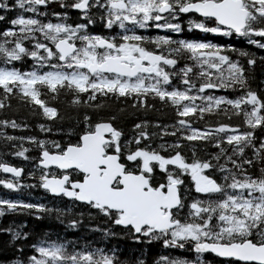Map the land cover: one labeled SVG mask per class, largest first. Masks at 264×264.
<instances>
[{
    "label": "snow or ice",
    "instance_id": "obj_1",
    "mask_svg": "<svg viewBox=\"0 0 264 264\" xmlns=\"http://www.w3.org/2000/svg\"><path fill=\"white\" fill-rule=\"evenodd\" d=\"M0 10L14 13L0 15V110L15 100L38 112L50 122L37 125L44 133L56 121L73 122L55 129L61 142L9 135L6 128L28 124L0 119V137L19 142L12 156L30 159L25 142L38 149L26 174L35 183H22L23 166L0 162L10 174L0 186L39 187L84 209L0 197V216L55 213L67 229L100 235L42 232L28 242L26 223L9 225L0 228L8 236L0 264H148L147 248L120 258L112 242L125 238L194 254L158 255L151 264H213L206 255L264 264V87L251 84L257 62L264 64L257 54L264 53V0H0ZM233 36L247 47L221 42ZM112 99L130 104L101 116ZM153 101L171 110L173 123L138 119L124 138L116 113H159ZM165 136L172 142L152 146ZM96 216L103 227L91 223Z\"/></svg>",
    "mask_w": 264,
    "mask_h": 264
},
{
    "label": "trees",
    "instance_id": "obj_2",
    "mask_svg": "<svg viewBox=\"0 0 264 264\" xmlns=\"http://www.w3.org/2000/svg\"><path fill=\"white\" fill-rule=\"evenodd\" d=\"M10 2V0H9ZM0 15H5L6 17H12L14 15L11 11H4L0 10ZM78 11L77 10H71L70 16L73 20H76L78 17ZM6 24V21L0 22V28H3ZM93 30H99V28H94ZM211 38V37H209ZM221 42H229L235 44L236 47H247L242 39L238 37H223L221 38ZM252 51H256L255 46L251 47ZM258 55H264V53H257ZM27 63H31V61H28ZM253 80L251 82L252 87L254 88H262L264 85L261 84V80H264V64H261L259 61L257 62L256 66L253 69ZM219 94V93H218ZM228 95H231V93H227ZM12 108L10 109H4L0 110V119H16L18 123H27L28 128L24 129H11L6 128L4 131L13 136H37L38 138H47V139H54L63 141L64 134L57 133L55 129L57 127L64 129L65 131L69 127H73V122H69L68 120L64 121H56L55 123H51L52 132L51 133H44L37 128L38 124H50L49 121H47L43 116L39 115L37 112L36 114H32L26 107L22 105H18L15 100L11 101ZM106 103L110 105L111 107L106 110H102L100 112V115L103 117H107L110 115H113L115 113V109L117 107L126 106L130 104V101L125 100L123 102V105H121L118 101L115 99L107 100ZM156 108L160 109V112L157 113L156 111H150L147 114L141 113L139 111L126 108L125 113L117 115V120H115L114 126L118 127L122 130L124 133V138H127L128 136H131L133 134L132 125L137 122L138 119H147L150 122L152 121H159L160 124H172L174 120L173 113L171 110L167 107H162L159 101H153ZM58 107H63V105H57ZM68 113H71V110H68ZM131 113V115L129 114ZM90 115L95 116L94 113H90ZM234 123L239 122L237 120H233ZM195 126H202L200 122H196ZM83 125L79 124L74 127L73 134L69 136V139L75 140V132L79 131L80 128H82ZM170 130V129H169ZM149 132L152 131H159V129H153L149 127ZM261 133L259 129L257 130L256 135L259 136ZM172 137L165 136L161 139H154L152 141V146L155 147L157 143L160 142H172ZM16 143L17 145L19 142H6L4 141L3 137H0V162H7L16 166H23L24 168V174L22 176V183L24 184H33L36 181L33 178L27 177V172L32 169V165L35 163L32 157H36L38 155V149H36L34 146L28 144L25 142V147L29 148V152L26 153L30 157L29 160H24L23 158L12 156L10 153L11 151L15 150L12 148V144ZM211 148H207V150H210ZM199 151V149H197ZM0 197L2 198H9V199H16L21 198L25 200H29L31 202H36L39 200V202L46 203L49 207L52 208H72L73 212L77 211H83L81 205L79 204H73L71 201H69L67 198H59L54 197L51 194L46 193L43 189L37 187V188H21L18 191L9 190L4 188L3 186H0ZM103 217L102 216H96L95 219L92 220V224H100L101 227H103ZM20 223H26V227L23 229L24 231H31L33 232V236L30 238L28 242H33L35 240V237L42 232H50L51 238L56 239L57 236L61 238H67V239H75L76 237H80L81 239H89V240H100L99 233H87L83 227H81L79 230H73V229H67L65 228V224L67 223V220L65 219L64 224H61L59 221L55 219V213H53L51 216H44L42 219H36L33 215L30 214H16V213H7L4 216H0V228L8 227L9 225H15ZM85 223H88L87 220H85ZM8 239V236L6 233H0V245L3 244L5 240ZM113 244H118L119 250H120V258L121 259H129L134 260L136 257L141 255L142 250L147 248V259L148 264H151L152 260L160 255V253L164 252V249L161 248L159 244H152V245H142L135 243L131 241L130 239H123L120 241H113ZM25 251L27 252L28 249L26 248ZM143 258V257H141Z\"/></svg>",
    "mask_w": 264,
    "mask_h": 264
},
{
    "label": "flooded vegetation",
    "instance_id": "obj_3",
    "mask_svg": "<svg viewBox=\"0 0 264 264\" xmlns=\"http://www.w3.org/2000/svg\"><path fill=\"white\" fill-rule=\"evenodd\" d=\"M149 34H154V30L150 31ZM163 34V33H161ZM197 149H200V145L197 144L196 145ZM211 148V147H210ZM185 151H187V149H185ZM207 151H216L215 148H211L210 150ZM188 155H191L190 152H188ZM197 155H201L200 151H197ZM10 174H6L1 172L0 173V178H9ZM160 255H169V256H184V257H188L189 259H191L194 254L190 253L187 249L181 250V249H164V252L160 253ZM205 259H211L213 260V264H222V261L219 259H215L213 258L211 255H206Z\"/></svg>",
    "mask_w": 264,
    "mask_h": 264
},
{
    "label": "rangeland",
    "instance_id": "obj_4",
    "mask_svg": "<svg viewBox=\"0 0 264 264\" xmlns=\"http://www.w3.org/2000/svg\"><path fill=\"white\" fill-rule=\"evenodd\" d=\"M2 179H7V178H2Z\"/></svg>",
    "mask_w": 264,
    "mask_h": 264
},
{
    "label": "water",
    "instance_id": "obj_5",
    "mask_svg": "<svg viewBox=\"0 0 264 264\" xmlns=\"http://www.w3.org/2000/svg\"><path fill=\"white\" fill-rule=\"evenodd\" d=\"M2 171H0V173H1Z\"/></svg>",
    "mask_w": 264,
    "mask_h": 264
}]
</instances>
